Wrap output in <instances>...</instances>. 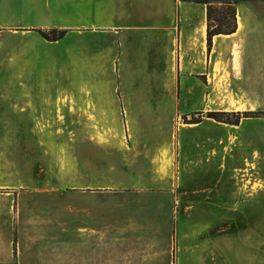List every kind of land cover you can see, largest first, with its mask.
Here are the masks:
<instances>
[{
  "label": "rangeland",
  "instance_id": "rangeland-1",
  "mask_svg": "<svg viewBox=\"0 0 264 264\" xmlns=\"http://www.w3.org/2000/svg\"><path fill=\"white\" fill-rule=\"evenodd\" d=\"M210 5L232 25L230 0ZM72 7L0 0V199L31 234L43 227V264H71L78 211L94 220L95 249L104 222L117 241L128 212L155 202L171 264L179 225L206 239L211 261L217 242L229 253L246 242L249 224L263 233L264 99L235 112L231 97L200 95L206 81L185 79L171 35L119 33Z\"/></svg>",
  "mask_w": 264,
  "mask_h": 264
},
{
  "label": "crops",
  "instance_id": "crops-1",
  "mask_svg": "<svg viewBox=\"0 0 264 264\" xmlns=\"http://www.w3.org/2000/svg\"><path fill=\"white\" fill-rule=\"evenodd\" d=\"M72 2L73 12L95 16L94 23L104 24L109 30L171 35L176 39L178 67L182 68L185 79L206 81L200 95L231 97L229 108L235 112L254 111L261 106L264 99V0H237L236 30L214 35L210 49L208 9L198 0ZM262 135L264 137L263 132ZM198 173L196 176L200 180L208 176L206 170ZM214 175L216 183H223V175L221 181L217 179L218 174ZM258 179L260 183L256 185L264 192V168ZM227 180L233 181L231 177ZM144 207L153 208V211H146L145 215L128 212L126 222H121L127 227L120 231L117 241L111 237L112 222H104L109 224L110 230L98 231L106 234V239L102 247L95 249L92 248L95 239L89 233L97 230L94 220L78 211L72 221L71 264H171L172 247L160 231L165 223L157 210L159 206L152 201ZM19 219L15 203L0 199V264H43V227L40 232L31 234L25 222ZM251 226L249 224L248 234L244 235L246 242L233 243L230 253L223 241L217 242L216 258L211 261L210 256L203 253L206 239L194 237L179 225L177 253L174 245L176 264H264V232L250 231ZM80 230L88 232L81 234ZM229 255L231 260L226 258Z\"/></svg>",
  "mask_w": 264,
  "mask_h": 264
},
{
  "label": "trees",
  "instance_id": "trees-1",
  "mask_svg": "<svg viewBox=\"0 0 264 264\" xmlns=\"http://www.w3.org/2000/svg\"><path fill=\"white\" fill-rule=\"evenodd\" d=\"M202 3L207 4L208 9V45L209 49L211 46L212 37L216 34H229L236 30V19H235V4L237 3V0H230L233 3V16H232V25L225 26L224 24H221L220 20L213 19L212 16V8L210 3L215 1H226V0H199ZM212 21L216 22V26L212 25Z\"/></svg>",
  "mask_w": 264,
  "mask_h": 264
}]
</instances>
